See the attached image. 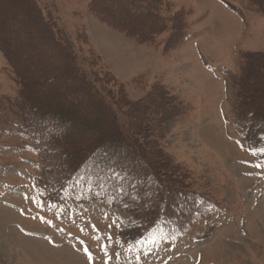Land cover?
<instances>
[{
	"label": "rangeland",
	"instance_id": "rangeland-1",
	"mask_svg": "<svg viewBox=\"0 0 264 264\" xmlns=\"http://www.w3.org/2000/svg\"><path fill=\"white\" fill-rule=\"evenodd\" d=\"M34 1L87 85L127 113L120 122L130 121L163 181L186 189L168 217L192 224L165 235L164 199L154 195L162 217L145 226L109 201L73 199L62 153L17 128L8 99L22 88L0 49V264H264V129L255 135L263 145L250 143L236 114L243 95L264 109L263 10L249 0ZM154 8L158 19L144 18ZM1 17V41L20 47L14 58L28 75L26 97L79 103L75 112L88 111L83 123L107 125L77 96L30 0H0ZM49 74L58 78L45 84ZM67 122L77 142L89 141L92 128ZM75 176L74 185L84 175ZM110 176L119 189L136 183L120 170Z\"/></svg>",
	"mask_w": 264,
	"mask_h": 264
},
{
	"label": "trees",
	"instance_id": "trees-1",
	"mask_svg": "<svg viewBox=\"0 0 264 264\" xmlns=\"http://www.w3.org/2000/svg\"><path fill=\"white\" fill-rule=\"evenodd\" d=\"M249 1L264 12V0ZM30 4L40 22V28L47 33L49 41L53 45L51 51L57 52L66 61L63 69L67 70L69 77L76 84L74 90L77 92L80 87L77 96L86 101L88 110H91L93 113V118L97 116L96 114L104 113L107 115L108 123L105 126L94 125L90 120L83 123L84 119L88 120V111L87 109H80L78 112H75L74 108H79V103H72L70 105L62 104L61 102L58 104H44V102L41 103V100H46V97L27 98L26 81L28 75L24 71L25 68L20 66V63L14 58V53L19 52L20 47L16 43H4L0 39V49L5 53L8 61H10L12 70L16 75L15 79L22 88V93L18 99H8L10 101L9 110L17 121V128L21 130L20 132H24L28 136L30 135L34 139H37L35 141L41 148L52 145L62 153L63 173L65 175L66 173H70L68 186H72L73 189L76 187L80 190L81 187L85 188V191H73L75 194L82 196L88 191L92 193L90 194L91 197L115 199L119 205L131 210L145 225L152 222L159 211L157 209V204L159 203L154 201L153 204H148L147 201L150 199L151 193L157 198L164 199V203L166 202V205L169 206L176 195H185L186 189L170 186L163 181L157 164L143 150L144 145L136 137L133 130L135 128H133L130 121L120 122V115H125L126 117L124 116L123 118L125 119L127 118V113L125 114L124 111L120 113L119 108L115 107L114 104L111 108L113 109L112 111L110 107L102 103V100L97 97L96 91L89 87V84L87 85L86 78L78 71L74 56L68 52L63 43L57 38L58 35L56 36L53 24L49 20L44 19L41 10H39L34 0H30ZM157 14L158 11L154 8L152 11L147 12L144 18L152 15L155 19L158 16ZM120 22L124 29L129 31L127 33H131L130 29L127 28L128 24L125 20L124 22ZM2 26H4V17L0 18V36ZM30 55L27 58H32V54ZM46 77L45 84L53 82L58 78L56 74H49ZM60 81V84L65 83L64 80ZM46 92L54 94L53 87L46 90ZM259 92V95H261L263 89H259ZM36 103L40 104L34 109L32 106ZM145 103L147 102L140 103V106ZM136 105L139 106V104ZM237 107L238 113L236 112V114L242 119V125L246 130L248 139L255 142L257 139L254 135H257L260 128H262V126L258 127V122L264 123V109L261 105L252 104L250 96L248 99L246 95L238 99ZM39 120H41V124H38ZM67 120L77 122L78 124L83 123L81 126L84 128H92V131L89 133V141L87 140L84 143L77 142L79 134L76 131L71 132L65 129L68 123ZM56 127L61 130L59 131ZM54 130L57 132H52ZM111 168H114L113 170H124L135 178L136 197H133L130 187H122L124 190L118 188L111 189L113 185L108 184L107 180L109 179H104L105 174H110ZM73 174H76L75 180L80 179V174L84 175L83 179L76 185H74L71 177ZM65 185L63 183L62 188L66 189L67 186L65 187ZM182 219L184 222L185 217L182 216Z\"/></svg>",
	"mask_w": 264,
	"mask_h": 264
}]
</instances>
